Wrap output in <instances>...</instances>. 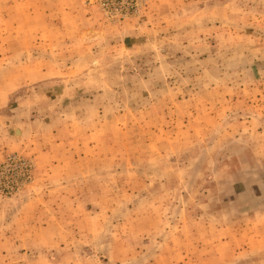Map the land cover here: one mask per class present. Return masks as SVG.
Returning a JSON list of instances; mask_svg holds the SVG:
<instances>
[{
	"label": "rangeland",
	"instance_id": "rangeland-1",
	"mask_svg": "<svg viewBox=\"0 0 264 264\" xmlns=\"http://www.w3.org/2000/svg\"><path fill=\"white\" fill-rule=\"evenodd\" d=\"M0 264H264V0H0Z\"/></svg>",
	"mask_w": 264,
	"mask_h": 264
}]
</instances>
